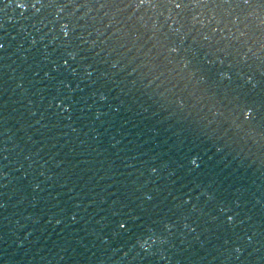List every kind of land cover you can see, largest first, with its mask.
Here are the masks:
<instances>
[{
  "label": "water",
  "instance_id": "1",
  "mask_svg": "<svg viewBox=\"0 0 264 264\" xmlns=\"http://www.w3.org/2000/svg\"><path fill=\"white\" fill-rule=\"evenodd\" d=\"M0 264H264V0H0Z\"/></svg>",
  "mask_w": 264,
  "mask_h": 264
},
{
  "label": "snow or ice",
  "instance_id": "2",
  "mask_svg": "<svg viewBox=\"0 0 264 264\" xmlns=\"http://www.w3.org/2000/svg\"><path fill=\"white\" fill-rule=\"evenodd\" d=\"M140 2H141V4H143L144 3V0H140ZM243 2L244 3H248L249 2V0H243ZM18 6L19 7H26V5L23 3V2H20V3H18ZM177 8H180L181 7V3H176V5H175ZM68 33L67 32H65V35H67ZM173 51H176V49H173ZM65 63H67V61H65ZM125 225H121V227H124Z\"/></svg>",
  "mask_w": 264,
  "mask_h": 264
}]
</instances>
